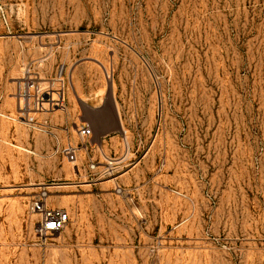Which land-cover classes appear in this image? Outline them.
<instances>
[{"label": "rangeland", "instance_id": "obj_1", "mask_svg": "<svg viewBox=\"0 0 264 264\" xmlns=\"http://www.w3.org/2000/svg\"><path fill=\"white\" fill-rule=\"evenodd\" d=\"M30 73L83 116L11 118ZM0 90V264H264V0H0ZM106 96L119 142L70 161Z\"/></svg>", "mask_w": 264, "mask_h": 264}, {"label": "built area", "instance_id": "obj_2", "mask_svg": "<svg viewBox=\"0 0 264 264\" xmlns=\"http://www.w3.org/2000/svg\"><path fill=\"white\" fill-rule=\"evenodd\" d=\"M62 91V92H61ZM57 93V96L54 95ZM16 94L19 99L25 100L23 104L20 102L18 113L11 116L15 120H25L33 127L38 128L39 122L37 114L45 111H52L56 108L64 107V90L59 89L57 92L52 86L44 88L39 81V76L35 74H27L24 79L17 85ZM79 136L82 144H74L68 142L62 146V152L67 158L75 162L78 159L79 151L82 148L89 147L93 139V128L88 123H82L78 128ZM96 160H90V168L97 167ZM110 167L106 170L109 171ZM121 191V187H117ZM48 191L42 190L32 199L31 209L38 215L36 222L37 234L46 241L50 236L60 234L71 220L69 210L62 206H54L48 200Z\"/></svg>", "mask_w": 264, "mask_h": 264}, {"label": "crops", "instance_id": "obj_3", "mask_svg": "<svg viewBox=\"0 0 264 264\" xmlns=\"http://www.w3.org/2000/svg\"><path fill=\"white\" fill-rule=\"evenodd\" d=\"M65 93L66 92L64 91V96H65L64 102H66V99L67 102H76L72 99L70 92H68V98H66ZM95 94H97L96 91L91 93V95H95ZM4 97H5V92L0 90V102L4 100ZM16 97L18 98V99L16 98L17 102H19L17 103V110H18L21 100L19 99L17 94ZM92 108H93L92 119L89 118L83 119V123L91 122L93 124L91 125L93 128V139H92V143H90L92 150H94V148L97 147L96 148L97 151L101 152L107 158L108 150H112L114 142L116 143L119 142V136L117 133L119 132L120 127H122V124L124 123L122 108L118 102H116L114 99L108 98L107 96L104 98L101 97V101L97 102L96 104H93ZM0 114H4L1 108H0ZM39 114L45 116L47 112H40ZM50 114L60 117L63 122L65 121V119H67L66 125L68 127L69 126L68 120L70 119V117L74 119L78 116H83V110L81 114H78L77 107H69L68 115L65 112H60V111L57 112L51 111ZM41 139L47 141V139L49 140V137L48 136L47 138L42 137ZM69 142L73 143L72 141ZM98 166L101 165H97V167ZM108 168L109 166L106 165V167L101 170L102 173H106V170Z\"/></svg>", "mask_w": 264, "mask_h": 264}, {"label": "bare ground", "instance_id": "obj_4", "mask_svg": "<svg viewBox=\"0 0 264 264\" xmlns=\"http://www.w3.org/2000/svg\"><path fill=\"white\" fill-rule=\"evenodd\" d=\"M54 95L56 96V93H54ZM108 158V157H107Z\"/></svg>", "mask_w": 264, "mask_h": 264}]
</instances>
